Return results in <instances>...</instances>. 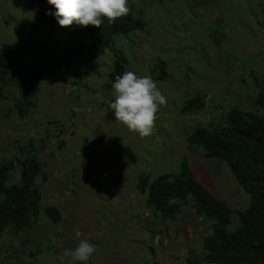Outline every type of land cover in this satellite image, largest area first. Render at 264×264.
<instances>
[{"label": "rangeland", "instance_id": "obj_1", "mask_svg": "<svg viewBox=\"0 0 264 264\" xmlns=\"http://www.w3.org/2000/svg\"><path fill=\"white\" fill-rule=\"evenodd\" d=\"M262 6L264 0H153L146 31L133 33L126 47L131 71L120 91L104 88L113 61L106 49L85 66L46 74L35 105L21 118L11 108L22 76L40 59L64 52L68 40L56 26L34 28V11L0 0V44L19 65L9 98L0 100V159L35 147L51 173L47 182L39 180L42 204L61 212L56 224L43 212L32 228L5 231L0 264H188L190 251H204L210 221L187 207L175 219L160 220L138 178L178 172L186 156L217 197L235 209L248 205L227 164L206 158L186 137L212 118L215 104L255 108L264 86ZM33 42L48 47L37 51ZM159 59L168 63L164 80L157 79ZM198 91L207 94L205 107L183 114L184 97ZM233 218L237 226L238 214Z\"/></svg>", "mask_w": 264, "mask_h": 264}, {"label": "trees", "instance_id": "obj_2", "mask_svg": "<svg viewBox=\"0 0 264 264\" xmlns=\"http://www.w3.org/2000/svg\"><path fill=\"white\" fill-rule=\"evenodd\" d=\"M18 9L34 11L31 25L36 29L57 27L68 40V48L49 61L35 65L22 76L20 88L11 110L26 117L36 103L43 77L74 64L87 65L107 49L113 57L104 88L120 91L130 73L131 61L126 47L133 33L147 29V8L153 0H9ZM264 12V6H262ZM260 20V19H258ZM228 28V24H225ZM37 51L48 47L33 42ZM203 55H201L202 57ZM203 57H208L203 56ZM209 61V60H208ZM18 63L0 44V100L8 99L7 87ZM168 63L159 59L156 69L159 80L167 77ZM256 106L245 109L237 104L228 110L215 104L214 115L206 124L195 125L186 140L200 146L209 159L227 164L238 184L249 195L244 209H235L226 199L217 197L200 180L187 157L181 160L178 172L152 176L142 172L137 188L147 195L146 203L162 221L172 220L192 209L210 221L211 230L203 237V250L190 251L188 264H264V86L259 85ZM207 94L196 92L185 96L183 114L202 110ZM225 106V105H224ZM112 108L110 115H114ZM19 169V180L14 173ZM51 173L46 171L36 148L21 150L10 158L0 159V236L7 230L20 233L32 228L44 212L56 224L61 212L56 205L42 204V186ZM239 222L234 226L233 215ZM41 250L34 252L38 257ZM24 264H34L32 262ZM151 264V263H146Z\"/></svg>", "mask_w": 264, "mask_h": 264}]
</instances>
